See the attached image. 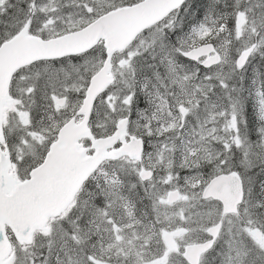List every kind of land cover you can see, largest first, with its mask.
I'll return each instance as SVG.
<instances>
[{
  "label": "snow or ice",
  "instance_id": "snow-or-ice-1",
  "mask_svg": "<svg viewBox=\"0 0 264 264\" xmlns=\"http://www.w3.org/2000/svg\"><path fill=\"white\" fill-rule=\"evenodd\" d=\"M0 264H264V0H0Z\"/></svg>",
  "mask_w": 264,
  "mask_h": 264
}]
</instances>
